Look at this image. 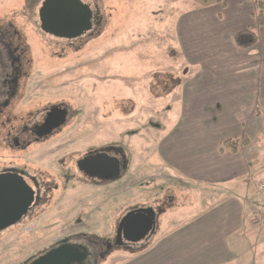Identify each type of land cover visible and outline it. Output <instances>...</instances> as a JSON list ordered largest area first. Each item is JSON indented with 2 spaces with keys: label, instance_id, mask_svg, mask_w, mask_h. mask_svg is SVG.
Segmentation results:
<instances>
[{
  "label": "rangeland",
  "instance_id": "obj_1",
  "mask_svg": "<svg viewBox=\"0 0 264 264\" xmlns=\"http://www.w3.org/2000/svg\"><path fill=\"white\" fill-rule=\"evenodd\" d=\"M88 1L102 17L97 38L83 40L78 49L59 46L57 39L34 38L35 52L44 54L35 53L34 70L40 72L35 80L48 76L52 89L82 88L89 98L81 125L62 136L61 142H71L61 148L50 144V158L63 156L69 165V154L112 144L126 152V169L105 186L75 177L61 188L63 180H55L58 189L51 198L57 197L49 207L0 232V264H27L73 231L96 235L138 205L157 211L151 239L137 252H114L102 264H264V220L252 222L258 214L264 218V191L257 192L260 176L251 184L257 193L245 200L240 184L234 186L238 176L228 184L207 186L172 177L178 162L225 171L238 161L227 154L173 155L195 145L184 142V128L202 132L195 138L209 143L232 128L234 121L220 118L219 106H209L206 99L236 77L233 34L245 28L259 36L263 32L252 26L254 1ZM40 2L0 0V23L19 25L33 38L30 25L39 21ZM90 101L98 104L95 126ZM249 110L244 105L238 111L235 119L248 125L240 130L262 135L264 102L255 119ZM44 156L30 160L43 162ZM170 196L173 204L167 203Z\"/></svg>",
  "mask_w": 264,
  "mask_h": 264
},
{
  "label": "flooded vegetation",
  "instance_id": "obj_2",
  "mask_svg": "<svg viewBox=\"0 0 264 264\" xmlns=\"http://www.w3.org/2000/svg\"><path fill=\"white\" fill-rule=\"evenodd\" d=\"M86 1L91 5L92 10L88 29L73 38L56 37L43 31L40 26L38 10V23L30 25L33 37L31 39L27 38L24 29L19 25L0 23V156H3L0 158V173H13L24 177L29 181L33 192V200L26 214L16 224L6 229L19 224L21 220L23 222L34 217V213L49 207L57 197L51 198V195L58 189L55 180L59 177L63 180L61 188L70 184L71 179L75 177L78 178L76 180L89 184L105 186L116 179L118 180L126 169V152L112 144L96 145L88 150L75 153L74 156L69 154V160L73 159L69 165L63 163V156L56 160L50 158V144H56L55 146L61 148L71 142L69 140L61 142L62 136L72 127L81 125L82 106L84 102L89 104V98L83 96L88 92L82 93V88L65 87L64 92L61 91L62 88L52 89L48 76L42 81L35 80L40 72L34 70L33 63L36 53L34 38L57 39L55 44L74 49L82 46L83 40L89 37L97 38L102 17L97 6ZM63 49L61 51H64ZM36 55L43 57L44 54L42 55V52L38 51ZM94 93L93 99L95 100ZM90 104L92 106V123L95 126V124L97 125L98 104L97 102L93 104L91 101ZM96 154H102L106 158L114 160V164L118 165L119 175L108 179L106 175L108 176L110 171L100 169L102 172L98 170L88 174L79 168V161ZM43 156L45 157L43 162L30 160L31 157L42 159ZM46 157L48 158L46 159ZM138 209H150V207L138 205L127 208L116 225L108 226L106 230L96 235L70 232L41 254L61 244L69 243L79 247L82 253L80 260L71 264H102L114 252H137L149 242L157 223L156 210L152 208L153 212L148 210L139 213ZM129 212H131L129 218L121 222ZM132 219L133 221H131ZM150 224H152L151 229L144 237L138 236Z\"/></svg>",
  "mask_w": 264,
  "mask_h": 264
},
{
  "label": "crops",
  "instance_id": "obj_3",
  "mask_svg": "<svg viewBox=\"0 0 264 264\" xmlns=\"http://www.w3.org/2000/svg\"><path fill=\"white\" fill-rule=\"evenodd\" d=\"M253 4L254 2L250 7L252 26L254 25L256 29L263 32L260 36L259 33L257 34L255 32L257 39L250 47L241 48L234 44L236 57H239L234 66L236 77L231 79V82L220 92H215L216 95L207 94L206 99L209 106L211 104L219 106L218 114L220 118H231L234 121L233 124H230L232 128L228 130L227 134L216 136L212 143L201 140L198 141V138H195L197 134H202V132L195 130L194 133H191L188 132L189 128H184V135L181 134L184 142H193L195 145L191 147L188 146L187 150L175 152L173 155V158L176 159H196L209 157L210 153V158H218L219 154H227V157L238 161L233 167L230 166V168L225 171L221 169L190 168V165L187 162H185L184 165L178 162L175 163L174 171L172 172V177L176 180L192 182L198 186H207L214 182H225L228 184L233 177L238 176V180L234 182V186L237 187V183L240 184L241 188H238L240 189V192L242 191L243 200L246 198L248 199L251 194H256L258 192L257 190V192L255 191L252 193L253 190L251 189V184L253 183L254 178L257 179L260 176L258 184L259 182L264 181V126L262 135H256L255 130L252 131L253 133H249L248 130L241 131V126L246 128L248 125L243 121H239L238 119L237 121L235 119L238 116V111L240 112L244 105L251 107V112L249 110V116L255 119L258 112V105L261 104V102H264V30H262L264 27H260L257 24L254 16V10H256V8L255 4L254 6ZM238 29H240V27ZM199 128L200 126H196L195 129L199 130ZM243 136H245L248 141L246 144H238L236 152L220 149L221 142L224 140L230 138L241 139ZM262 197L264 201V195ZM174 201L175 198L172 196L167 199V203L170 204H173Z\"/></svg>",
  "mask_w": 264,
  "mask_h": 264
},
{
  "label": "water",
  "instance_id": "obj_4",
  "mask_svg": "<svg viewBox=\"0 0 264 264\" xmlns=\"http://www.w3.org/2000/svg\"><path fill=\"white\" fill-rule=\"evenodd\" d=\"M38 16L43 31L56 37L73 38L88 29L92 10L86 0H43L38 9ZM114 162L102 154H96L85 157L78 162V166L88 174L100 169L110 171L108 176L106 175V178L110 179L119 175L118 165ZM32 200L33 192L29 181L18 174L0 173V231L20 221ZM148 210L153 212L151 208L138 209V212L143 213ZM130 213L124 216L121 222L129 218ZM151 226L152 224L147 226L138 236L144 237ZM81 256L79 247L64 243L46 251L27 264H71L78 262Z\"/></svg>",
  "mask_w": 264,
  "mask_h": 264
},
{
  "label": "trees",
  "instance_id": "obj_5",
  "mask_svg": "<svg viewBox=\"0 0 264 264\" xmlns=\"http://www.w3.org/2000/svg\"><path fill=\"white\" fill-rule=\"evenodd\" d=\"M204 3H210L213 1L219 2L220 0H201ZM255 7L257 9V12H254L255 18L257 21V24L260 27H264V0H255L254 1ZM233 42L236 46L241 48H247L252 46L257 39V35L254 31L250 29H242L240 31H237L232 36ZM247 138L243 136L241 139L237 138H230L226 139L223 142H221L220 149L221 150H228L230 152H236L237 145L239 144H246ZM259 192H262L258 189Z\"/></svg>",
  "mask_w": 264,
  "mask_h": 264
},
{
  "label": "built area",
  "instance_id": "obj_6",
  "mask_svg": "<svg viewBox=\"0 0 264 264\" xmlns=\"http://www.w3.org/2000/svg\"><path fill=\"white\" fill-rule=\"evenodd\" d=\"M258 189L260 191H264V181L259 182ZM261 219H264V218H260L259 216H256L255 218L252 219V222L255 224V223L259 222Z\"/></svg>",
  "mask_w": 264,
  "mask_h": 264
}]
</instances>
